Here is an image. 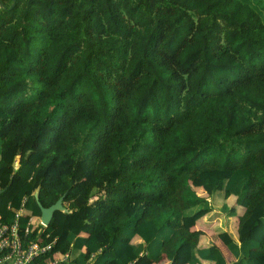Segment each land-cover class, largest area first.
<instances>
[{"label": "trees", "instance_id": "16d2710c", "mask_svg": "<svg viewBox=\"0 0 264 264\" xmlns=\"http://www.w3.org/2000/svg\"><path fill=\"white\" fill-rule=\"evenodd\" d=\"M0 189L78 264H264V0H0Z\"/></svg>", "mask_w": 264, "mask_h": 264}, {"label": "built area", "instance_id": "2783aa9c", "mask_svg": "<svg viewBox=\"0 0 264 264\" xmlns=\"http://www.w3.org/2000/svg\"><path fill=\"white\" fill-rule=\"evenodd\" d=\"M38 193H36L37 195ZM26 198L16 211L13 222H5L0 214V264H78L71 261L70 251H55L58 237L46 231L39 218L28 217L25 226L21 219L26 213ZM36 232L35 239L30 238ZM95 253L85 264H94ZM84 264V263H83Z\"/></svg>", "mask_w": 264, "mask_h": 264}, {"label": "water", "instance_id": "95a60500", "mask_svg": "<svg viewBox=\"0 0 264 264\" xmlns=\"http://www.w3.org/2000/svg\"><path fill=\"white\" fill-rule=\"evenodd\" d=\"M2 189H0V194L2 193ZM64 199H65V195L61 196L54 204H52L51 206L49 207H45L41 201L39 200V196L38 194L36 195V200H37V203L40 207V210H41V216H40V219L42 221V223L46 226H49L50 223L52 222L53 220V217H54V214L56 211H62V212H65L67 213L69 210L67 208V206L65 205V202H64Z\"/></svg>", "mask_w": 264, "mask_h": 264}, {"label": "crops", "instance_id": "0c3cea01", "mask_svg": "<svg viewBox=\"0 0 264 264\" xmlns=\"http://www.w3.org/2000/svg\"><path fill=\"white\" fill-rule=\"evenodd\" d=\"M221 219H222V218H219V221H220ZM225 223H226L225 228L228 229V231H230V232L232 231V232L236 235V234H237V232H236V228H235V229L233 228V227H234V224L232 223V224L230 225L229 220H226ZM204 231H207V232L209 233V229H208V227H205V228H204ZM219 244H220V246H221L223 249H226V245L224 244V242H222V241L220 240ZM227 259H228V261L230 262V261H232V260L234 259V257H233L232 254H229V255L227 256Z\"/></svg>", "mask_w": 264, "mask_h": 264}, {"label": "rangeland", "instance_id": "374dc122", "mask_svg": "<svg viewBox=\"0 0 264 264\" xmlns=\"http://www.w3.org/2000/svg\"><path fill=\"white\" fill-rule=\"evenodd\" d=\"M205 220H206V219H204L203 223H204V222H206ZM219 222H220V221H219ZM222 223H224V222H223V221H221V224H222ZM230 225H231V224H230ZM216 233H217V232H216ZM215 240H218V239H217V238H215ZM156 264H166V263H161V262H159V263H156Z\"/></svg>", "mask_w": 264, "mask_h": 264}]
</instances>
